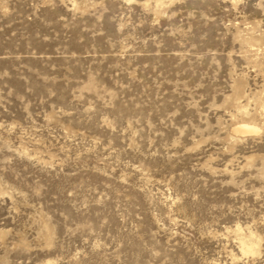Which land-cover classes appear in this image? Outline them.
<instances>
[{"label":"rangeland","instance_id":"rangeland-1","mask_svg":"<svg viewBox=\"0 0 264 264\" xmlns=\"http://www.w3.org/2000/svg\"><path fill=\"white\" fill-rule=\"evenodd\" d=\"M0 264H264V0H0Z\"/></svg>","mask_w":264,"mask_h":264},{"label":"bare ground","instance_id":"bare-ground-1","mask_svg":"<svg viewBox=\"0 0 264 264\" xmlns=\"http://www.w3.org/2000/svg\"><path fill=\"white\" fill-rule=\"evenodd\" d=\"M236 131L238 132V133H244V132H249V133H251V132H253V131H256V130H254V128H252L251 126H249V125H246V124H242V125H239L238 126V128L236 129ZM242 133V134H243Z\"/></svg>","mask_w":264,"mask_h":264}]
</instances>
